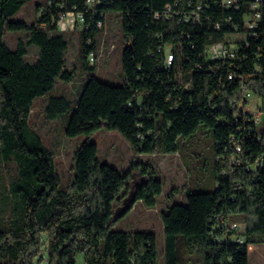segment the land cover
I'll list each match as a JSON object with an SVG mask.
<instances>
[{"label": "trees", "instance_id": "1", "mask_svg": "<svg viewBox=\"0 0 264 264\" xmlns=\"http://www.w3.org/2000/svg\"><path fill=\"white\" fill-rule=\"evenodd\" d=\"M25 1L0 0V160L17 167L9 184L10 216L0 227V264H158L155 232L111 228L114 217L136 201L156 205L163 192L156 169L140 160L121 172L101 161L97 144L86 140L74 153V179L61 188L55 152L29 125L36 96L48 94L49 119L70 108L66 95L50 93L57 77L67 82L74 77L65 67L68 41L56 28L59 12L68 10L85 14L79 55L87 70L94 69L88 56L96 49V20L110 11L121 14L125 79L114 84L89 76L66 135L104 127L118 131L138 153H172L179 138L192 137L200 125L208 128L217 185L213 191L188 193L186 203L162 213L165 264H249L251 245L264 243V123L256 124L239 106L247 92L264 103V16L256 35L243 22L252 0H239V9L218 0H100L92 8L87 0H46L36 5V21L9 20ZM166 4L171 17L164 14ZM7 29L28 30V44L40 48L35 62L24 59L25 42L8 47ZM232 39L235 57L205 56L207 45L230 46ZM167 43L175 55L170 67L158 50ZM238 213L244 214L242 230L229 227ZM43 234L46 249L41 248Z\"/></svg>", "mask_w": 264, "mask_h": 264}, {"label": "rangeland", "instance_id": "2", "mask_svg": "<svg viewBox=\"0 0 264 264\" xmlns=\"http://www.w3.org/2000/svg\"><path fill=\"white\" fill-rule=\"evenodd\" d=\"M45 4L46 0H26L22 7L9 20H23L34 22L39 13L36 5ZM97 34L96 55L94 69L87 70L81 67L80 62V32L81 29H68L63 32L68 41L65 50V67L74 70L71 81L56 78L55 86L50 93L66 95L70 100V108L55 119L45 115V105L48 94L36 96L33 99L29 125L39 133L45 145L55 152V163L60 173V187L66 188L75 176V150L86 140L95 142L98 146V157L108 162L119 171L125 172L134 161L150 163L157 171V177L163 181V192L156 196V205L148 207L138 200L128 212H122L114 217L111 224L116 230L147 229L156 233L158 237V264H165L164 256V229L162 213L174 203H186L187 194L194 191H213L216 181L213 174L214 142L211 131L200 125L195 134L183 140L179 138L178 151L166 153H138L118 131L100 127L90 134L68 136L65 128L68 119L76 104V98L82 90L84 81L89 76L114 84L124 82L122 70V48L124 37L121 30V14L116 11L107 13ZM3 39L9 48L15 49L19 41L27 45L24 59L35 62L40 53L36 44H28V30H5ZM245 110L257 115L264 109L262 100L251 92L245 102ZM264 123V115L262 119ZM17 177V167L13 161L0 160V227L7 224L10 216L9 184ZM172 191V196L169 192ZM237 222L239 229L244 228V214H233L231 223ZM240 231L237 235H241ZM42 249L48 248L46 235L43 234ZM46 252H43L45 254ZM249 264H264V243L256 242L251 245Z\"/></svg>", "mask_w": 264, "mask_h": 264}, {"label": "built area", "instance_id": "3", "mask_svg": "<svg viewBox=\"0 0 264 264\" xmlns=\"http://www.w3.org/2000/svg\"><path fill=\"white\" fill-rule=\"evenodd\" d=\"M206 1V0H205ZM220 1V4L225 7V8H231L234 7L236 9L240 8L239 0H218L217 3ZM100 0H87V7L92 8L94 7ZM166 10H165V15L166 17H171L172 13L170 12L171 4H166ZM201 5H198V8H200ZM193 20H198L199 19V12L198 9L197 11H193ZM162 15L160 12H155V17L159 18ZM264 16V0H252L250 2V7L249 11L244 14V26L245 29L249 31V34L251 35H256V32L254 31L255 28L258 26L259 21L263 18ZM187 17V15H185ZM106 18V16L104 17ZM231 20V17L226 18V21ZM85 23V14L83 11H76V10H68V11H61L58 14V17L56 19V28L60 31H66L68 29H77V28H83ZM96 26L98 28H103V26H98V19L96 20ZM216 26L220 27L221 22H216ZM238 38H242V34L237 33ZM244 39V38H243ZM235 40V39H234ZM233 39L230 41V46H227V44L223 41H217L214 43H211L206 46L205 48V56L207 58H226V57H235V49H234V44L235 42ZM158 50H162L164 54V65L165 67H170L175 59L174 51L172 49V45L170 43H167L165 45H160L158 47ZM96 55V49L94 51H91L89 53V60L90 62L94 63ZM229 77H233V74H230ZM251 95V92H247L244 96V101L239 104L240 107H245L246 106V101L249 99ZM263 103V102H262ZM264 105V103H263ZM250 113V112H249ZM252 115V118L256 124H261L263 115H264V109L261 110L257 115ZM237 152H241V147L239 145H236L235 147ZM236 161H239L238 157H235ZM230 228H237L239 229V224L237 222H230L229 223ZM237 240H241L240 237L237 238ZM39 264H44L42 261L39 262Z\"/></svg>", "mask_w": 264, "mask_h": 264}, {"label": "bare ground", "instance_id": "4", "mask_svg": "<svg viewBox=\"0 0 264 264\" xmlns=\"http://www.w3.org/2000/svg\"><path fill=\"white\" fill-rule=\"evenodd\" d=\"M104 19H105V18H103V20H99V21H98V26H102V25H103Z\"/></svg>", "mask_w": 264, "mask_h": 264}]
</instances>
